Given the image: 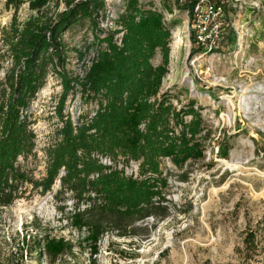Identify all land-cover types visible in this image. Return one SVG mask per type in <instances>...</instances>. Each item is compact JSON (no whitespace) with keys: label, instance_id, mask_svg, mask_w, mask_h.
I'll return each mask as SVG.
<instances>
[{"label":"rangeland","instance_id":"374dc122","mask_svg":"<svg viewBox=\"0 0 264 264\" xmlns=\"http://www.w3.org/2000/svg\"><path fill=\"white\" fill-rule=\"evenodd\" d=\"M125 2L105 0L104 19L98 20L100 38L114 30ZM138 2L159 10L167 25L174 23L168 74L160 93L168 94L176 109L191 103L199 109L211 132L204 159L181 169L163 160L165 201L141 221L103 215L80 205L81 221L104 232L95 254L84 242L85 231L72 226L74 202L58 181L45 195L25 185L20 199L0 207V264H49L32 250L44 236L72 245L71 253L54 264H264V0H224L227 11L216 17L217 34L205 39L202 47L194 40L193 20L186 11L169 3L167 13L163 0ZM62 10L60 4L58 12ZM30 15L27 4L15 11L0 0V33L13 18L24 22ZM174 41H179L175 50ZM62 42L65 72L81 77L98 49L88 23L69 29ZM209 46L213 48L208 50ZM152 63H160L159 53ZM9 64L0 44V81ZM76 90L63 110L73 123L79 116L89 119L97 109L95 101ZM61 93L60 81L49 74L23 114L34 135V150L19 158L17 167L33 180L44 178L45 153L61 128L56 109ZM222 139L230 148L226 160L216 157ZM130 172L129 166L124 167V174ZM247 235H252L250 247ZM22 238L27 246L19 244Z\"/></svg>","mask_w":264,"mask_h":264},{"label":"trees","instance_id":"16d2710c","mask_svg":"<svg viewBox=\"0 0 264 264\" xmlns=\"http://www.w3.org/2000/svg\"><path fill=\"white\" fill-rule=\"evenodd\" d=\"M207 2L226 14L224 0ZM195 3L186 0L178 7L187 11ZM24 4L29 18L24 22L13 18L0 33L1 48L10 61L0 81V207L20 199L25 185L45 195L58 181L74 202L72 226L85 231L84 242L95 254L104 232L81 221L79 206L133 222L150 217L165 201L167 180L161 162L169 160L181 169L188 162L203 160L211 132L194 103L176 109L170 96L160 93L168 74L174 23L167 25L158 10L126 0L114 30L100 38L98 20L104 19L105 0H5V7L15 11ZM60 4L63 10L58 12ZM162 4L163 11L171 12L167 0ZM81 22L88 23L98 49L83 75L72 78L65 72L62 37ZM157 53L160 63L155 66ZM49 74L62 88L56 108L61 128L45 153V176L37 181L22 172L17 162L33 153L34 135L23 114ZM76 89L95 101L97 109L89 119L79 116L73 123L63 110ZM229 151L226 140L217 143L218 159L226 160ZM101 159L111 165H103ZM130 162L138 164L136 178L124 174ZM246 243L252 246V235H247ZM19 244L27 246L25 238ZM33 244L36 257L42 254L49 264L72 251L69 242L45 236Z\"/></svg>","mask_w":264,"mask_h":264},{"label":"built area","instance_id":"2783aa9c","mask_svg":"<svg viewBox=\"0 0 264 264\" xmlns=\"http://www.w3.org/2000/svg\"><path fill=\"white\" fill-rule=\"evenodd\" d=\"M167 1L168 4L170 3L172 6H182L186 2V0ZM158 12L160 11L158 10ZM220 13L221 10L219 8H215L213 5L207 2V0H196V3L192 6V9L186 11V14L190 15L193 20L194 40L197 45L202 47L205 43V39L208 38L209 40H212V38L215 37L218 31L216 17L219 16ZM212 48L213 47L209 46L208 50H211ZM100 162L106 166L111 165L110 161L107 159H101ZM128 166L130 167L131 172L129 175L125 174V176H132L133 178H136L138 164L130 162Z\"/></svg>","mask_w":264,"mask_h":264},{"label":"bare ground","instance_id":"6f19581e","mask_svg":"<svg viewBox=\"0 0 264 264\" xmlns=\"http://www.w3.org/2000/svg\"><path fill=\"white\" fill-rule=\"evenodd\" d=\"M173 35H174V33H173ZM174 36H175V35H174ZM178 44H179V41H178V42L174 41L173 44H172V49L175 50V48H176V46H177ZM221 164L224 165V166H226V167L229 166L227 161H221Z\"/></svg>","mask_w":264,"mask_h":264}]
</instances>
